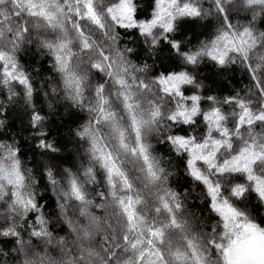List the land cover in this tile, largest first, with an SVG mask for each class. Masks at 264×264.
I'll return each instance as SVG.
<instances>
[{
  "label": "snow or ice",
  "instance_id": "6c2138e0",
  "mask_svg": "<svg viewBox=\"0 0 264 264\" xmlns=\"http://www.w3.org/2000/svg\"><path fill=\"white\" fill-rule=\"evenodd\" d=\"M0 264H264V0H0Z\"/></svg>",
  "mask_w": 264,
  "mask_h": 264
}]
</instances>
